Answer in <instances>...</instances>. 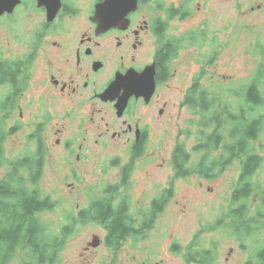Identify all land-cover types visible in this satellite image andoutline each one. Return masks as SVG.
<instances>
[{
	"label": "flooded vegetation",
	"instance_id": "af4514ba",
	"mask_svg": "<svg viewBox=\"0 0 264 264\" xmlns=\"http://www.w3.org/2000/svg\"><path fill=\"white\" fill-rule=\"evenodd\" d=\"M263 15L264 0H19L0 14V181L17 159L34 161L18 174L52 204L43 213L68 204L59 236L96 229L81 264H116L174 216L178 184L202 188L228 168L236 176L214 227L264 221L262 166L250 174L252 151L238 155L236 145L239 125L248 146L260 145L248 138L255 118L264 130ZM253 24L255 39H239ZM239 44L257 73L244 86L222 84L232 81L222 59L234 62ZM102 246L109 252L96 262Z\"/></svg>",
	"mask_w": 264,
	"mask_h": 264
},
{
	"label": "rangeland",
	"instance_id": "374dc122",
	"mask_svg": "<svg viewBox=\"0 0 264 264\" xmlns=\"http://www.w3.org/2000/svg\"><path fill=\"white\" fill-rule=\"evenodd\" d=\"M228 7V4H223V11L228 9ZM255 26V24L249 26L247 31H242L245 27L239 28L238 38L242 39L243 36H246L254 40L256 35L251 33ZM257 66L258 64L252 55L246 56L241 44H239L234 62L230 63L227 58L222 59V74L231 76L229 78L232 80L226 81L227 78H223L222 84L231 82L233 86H244L251 77L256 75ZM226 88L228 87L223 85L222 90ZM259 111H262L264 121V109L259 107ZM176 134L178 135V132H171L161 144L159 142L158 146L164 151V153L159 155L166 156L168 154L169 146L173 141L172 136L176 137ZM13 138H19V136H14ZM260 138L263 143L262 155L264 156V131ZM253 144L258 146V142ZM5 150L7 156H13V158L20 154L19 148L6 147ZM24 153L31 154V148L28 147ZM233 169L235 168L233 167ZM235 176V170L232 171L231 168H228L222 172L221 177L205 183L202 188L192 186L190 183V189L187 191L184 189L183 184L177 183L178 188L174 195V201L169 205V209H172L174 216L170 219L171 215H165L166 225L158 224L148 230L145 233V238L140 239L135 246L132 244L126 245L122 254L118 256L116 264H202L196 261H188L182 251L183 247L185 250L188 245L190 247L195 241L199 244V249L214 250L217 264H243L253 255V252L249 249L251 244L246 242L250 241L251 237L242 242L238 240L236 230H230L224 226L214 227L216 216H219L229 203L228 182L230 177L234 179ZM256 177L264 184V160L262 168L259 170V175ZM48 184L49 181L46 180L45 185L47 187H49ZM207 184L213 186V194L206 193ZM67 208L69 209L68 204L64 203L62 206L42 214L48 227L57 235H60L61 227L56 223V220L62 211L68 210ZM94 231L96 229L92 224L68 228L63 247L58 251L56 261L53 263L81 264L80 253L83 252L82 247L86 244L87 239H91L90 233ZM174 243L178 245L179 250L176 249V246L172 249ZM213 243H216L215 248L212 246ZM242 243L245 246H242ZM94 252L97 255V262L107 255L109 249L102 246L95 249Z\"/></svg>",
	"mask_w": 264,
	"mask_h": 264
},
{
	"label": "trees",
	"instance_id": "16d2710c",
	"mask_svg": "<svg viewBox=\"0 0 264 264\" xmlns=\"http://www.w3.org/2000/svg\"><path fill=\"white\" fill-rule=\"evenodd\" d=\"M260 75L254 80L258 83ZM259 118L254 120L252 127L248 128V138L253 140L264 131ZM247 131L237 130V154L249 155L252 151L251 173H255L258 167L263 164V146L259 141L258 146L252 143L248 146ZM228 146V145H226ZM234 149L236 147L234 146ZM229 150V148H225ZM4 159L3 148L0 147V162ZM34 162L32 159H17L13 164L11 176L0 181V264H52L56 261L58 251L63 247L64 240L61 236L52 231L42 217L43 211L50 209L52 204L47 197H41L38 190L30 188L25 179L18 173V167L26 165L27 162ZM249 174V175H250ZM247 180H249L247 178ZM255 187H260L255 183ZM240 195H238V199ZM261 208V206H260ZM44 209V210H43ZM240 211L242 208L240 207ZM262 212V210L260 211ZM244 215V212H241ZM238 233L239 241H246L251 237L249 249L253 252L251 258L243 264H264V221L253 219V224L247 222L239 223L233 227ZM68 229L65 231V235ZM242 246H245L243 243ZM212 246L215 248L216 243ZM197 241L189 247L186 258L188 261H196L202 264H217L213 249H199Z\"/></svg>",
	"mask_w": 264,
	"mask_h": 264
},
{
	"label": "water",
	"instance_id": "95a60500",
	"mask_svg": "<svg viewBox=\"0 0 264 264\" xmlns=\"http://www.w3.org/2000/svg\"><path fill=\"white\" fill-rule=\"evenodd\" d=\"M19 0H0V14L11 12ZM93 245L96 243L92 242Z\"/></svg>",
	"mask_w": 264,
	"mask_h": 264
},
{
	"label": "bare ground",
	"instance_id": "6f19581e",
	"mask_svg": "<svg viewBox=\"0 0 264 264\" xmlns=\"http://www.w3.org/2000/svg\"><path fill=\"white\" fill-rule=\"evenodd\" d=\"M224 219V218H223ZM179 250V249H178ZM186 252V251H185Z\"/></svg>",
	"mask_w": 264,
	"mask_h": 264
}]
</instances>
